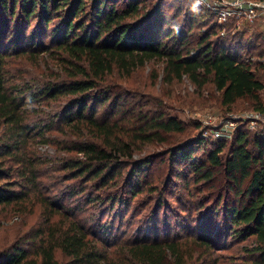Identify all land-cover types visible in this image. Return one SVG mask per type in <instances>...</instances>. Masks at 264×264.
<instances>
[{"label": "rangeland", "instance_id": "rangeland-1", "mask_svg": "<svg viewBox=\"0 0 264 264\" xmlns=\"http://www.w3.org/2000/svg\"><path fill=\"white\" fill-rule=\"evenodd\" d=\"M158 2L145 0L146 10ZM160 6L165 15L160 40H164L168 32L182 33L188 35L192 41L189 49L194 50L199 36L209 32V41L238 49L240 59L264 82V35L259 22L231 20L233 23L222 24L211 10L193 0H162ZM89 7L90 2L87 9ZM16 9V14L10 18L0 8V51L6 55L7 91L15 102L19 101L27 132L19 151L3 152L9 134L2 136L0 131V183L9 185L15 192L27 191L28 194L16 203L0 204V253L21 243H24L22 248L31 252L30 242H25V238L44 229L51 217L57 226H65L70 220L84 226L88 229L87 239L96 242L101 249L106 246L111 261L124 258L125 244L133 240L185 238L194 233L209 235L221 243L223 248L217 253L224 264H248L252 238L238 240L229 234L230 223L222 208L224 199L236 200L238 194L227 187L217 207L204 202L209 195L207 182L197 183L186 165L173 164L165 154L173 145L202 137L207 139L205 149L193 147V156L196 161L204 160L209 148L223 138L214 137L212 133L225 126L232 137L238 125L249 130L252 137L248 149L254 152L253 133L260 132V137H264V123L258 121L250 129L248 119L241 118L253 111L248 101L239 100L235 106L227 108L220 103L219 92L211 81L202 88L186 78L168 81L165 63L159 59L146 62L129 76L113 69L105 77L103 87L115 93L123 101V107L129 109L120 125L130 127L132 133L137 129L134 130L137 114L147 113L151 117L161 111L183 121L186 130L169 134L165 141L135 146V161L148 152L155 155L152 164L141 168L138 177H129L131 167L125 166L126 158L121 156L120 162L113 163L114 167L121 168L117 170L116 180L104 184L94 179L86 183L85 178L76 177L65 164L67 160L82 157L71 147L83 139H92L90 132H79L77 126L64 123V98L41 97L38 88L42 83L64 82L71 77L69 57L55 44L63 15L60 16L59 11L51 14L52 19L45 24L37 14L24 20L18 4ZM137 21L141 20L130 22L140 24ZM15 36H19L18 45L10 42ZM166 41L173 42L171 38ZM33 47L36 50L30 52ZM33 93L36 98H32ZM261 97L264 99V90ZM99 112L102 117L103 110ZM227 137L223 138L228 140L221 153L223 160L230 155L231 137ZM25 168L35 172L34 183L23 179ZM217 175L219 180L225 179L223 173ZM108 195L115 197V203L108 201ZM56 258L60 264H68V259L58 250Z\"/></svg>", "mask_w": 264, "mask_h": 264}, {"label": "trees", "instance_id": "trees-1", "mask_svg": "<svg viewBox=\"0 0 264 264\" xmlns=\"http://www.w3.org/2000/svg\"><path fill=\"white\" fill-rule=\"evenodd\" d=\"M161 3L159 0L146 10L145 0H0V8L10 18L16 14L17 4L24 20L37 14L48 24L51 14L59 11L63 15L55 44L69 57L71 77L64 82L42 83L38 88L41 97L64 98V123L77 126L79 132H90L92 139H83L71 147L82 157L67 160L65 164L76 177L85 178L86 183L94 179L104 184L116 180L117 170L121 168L114 167L113 163L120 162L121 156L126 158L125 166L131 167L129 177H138L141 168L152 164L155 155L148 152L135 161V146L165 141L169 134L186 130L183 121L161 111L151 117L147 113L137 114L134 130L137 129L132 133L130 127L120 125L129 109L123 107V101L115 93L103 87L105 77L113 69L129 76L146 62L159 59L165 63L168 81L186 78L198 88L211 81L219 92L222 106L232 108L239 100H246L252 110L264 112L261 97L264 82L240 59L238 49L209 41V32L199 36L194 50L189 49L192 41L188 35L182 33L168 32L160 40L165 23ZM132 19L141 20L137 21L140 24L130 22ZM170 38L171 44L166 41ZM10 42L18 45L19 36ZM5 57L0 51V131L2 136L9 134L3 152H17L26 136L27 125L19 112V101L15 102L7 91ZM33 97L37 95L33 93ZM99 110H103L102 117ZM253 135L254 152L248 149L252 137L249 130L238 125L230 140V155L225 160L221 156L228 141L225 137L217 139L204 160L196 161L193 156V147L205 149L207 139L202 137L173 145L165 154L173 164L186 165L197 183L207 182L209 195L204 202L217 207L227 187L238 194L236 200L222 199V208L230 223L228 232L238 240L252 238L248 264H264V137H260V132ZM218 173H223L225 179L219 180ZM34 178L35 172L25 168L23 179L34 183ZM8 186L0 183V204L16 203L28 194L15 192ZM108 201L115 203L116 199L108 195ZM47 221L44 229L25 238V242H30L31 252L22 248L24 243L13 245L0 253V264H60L57 250L68 259V264H224L217 253L223 248L221 243L209 235L193 233L185 238L136 239L125 244L124 258L111 261L106 246L101 249L87 239L88 229L84 226L71 220L65 226H57L51 217Z\"/></svg>", "mask_w": 264, "mask_h": 264}, {"label": "built area", "instance_id": "built-area-1", "mask_svg": "<svg viewBox=\"0 0 264 264\" xmlns=\"http://www.w3.org/2000/svg\"><path fill=\"white\" fill-rule=\"evenodd\" d=\"M193 1L197 3V0ZM197 4L206 6L222 24L231 20H241L250 24L259 22L262 26V33H264V0H200ZM241 118L243 120L248 119L249 127L253 129L258 121L264 123V112L253 110L251 115L242 116ZM223 128L214 131L213 136L227 137L228 135L231 137L228 128L225 126Z\"/></svg>", "mask_w": 264, "mask_h": 264}, {"label": "clouds", "instance_id": "clouds-1", "mask_svg": "<svg viewBox=\"0 0 264 264\" xmlns=\"http://www.w3.org/2000/svg\"><path fill=\"white\" fill-rule=\"evenodd\" d=\"M200 2V0H197V3H199Z\"/></svg>", "mask_w": 264, "mask_h": 264}]
</instances>
